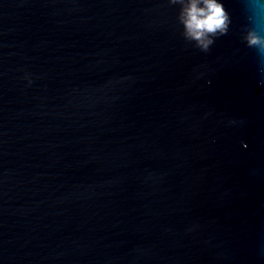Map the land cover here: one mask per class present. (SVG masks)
Returning <instances> with one entry per match:
<instances>
[{
	"label": "water",
	"instance_id": "95a60500",
	"mask_svg": "<svg viewBox=\"0 0 264 264\" xmlns=\"http://www.w3.org/2000/svg\"><path fill=\"white\" fill-rule=\"evenodd\" d=\"M223 3L204 53L168 0H0V264H264V0Z\"/></svg>",
	"mask_w": 264,
	"mask_h": 264
},
{
	"label": "clouds",
	"instance_id": "9594fccd",
	"mask_svg": "<svg viewBox=\"0 0 264 264\" xmlns=\"http://www.w3.org/2000/svg\"><path fill=\"white\" fill-rule=\"evenodd\" d=\"M171 5H179L178 22L182 26V36L189 44L201 52L208 53L215 40L227 35L231 25V14L223 0H168ZM249 24L244 29L242 41L264 57V31L257 26L254 15L248 17ZM264 72V69H261ZM29 85L31 77L26 76ZM264 83V82H262Z\"/></svg>",
	"mask_w": 264,
	"mask_h": 264
}]
</instances>
